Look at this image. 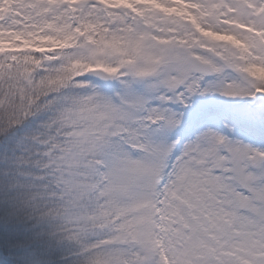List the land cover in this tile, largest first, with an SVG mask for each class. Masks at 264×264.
<instances>
[{
  "label": "snow or ice",
  "instance_id": "6c2138e0",
  "mask_svg": "<svg viewBox=\"0 0 264 264\" xmlns=\"http://www.w3.org/2000/svg\"><path fill=\"white\" fill-rule=\"evenodd\" d=\"M0 144L4 264H264V0H0Z\"/></svg>",
  "mask_w": 264,
  "mask_h": 264
},
{
  "label": "rangeland",
  "instance_id": "374dc122",
  "mask_svg": "<svg viewBox=\"0 0 264 264\" xmlns=\"http://www.w3.org/2000/svg\"><path fill=\"white\" fill-rule=\"evenodd\" d=\"M95 82V81H94ZM119 88V82L113 81L110 86H105L107 92H113ZM259 101L256 100H228L223 97H196L194 98V106H199L201 104H208L213 106L217 112L218 116L216 119L206 122V126L214 127L218 130L227 131L223 129V121L225 120V114L227 117H238L247 107L250 105L258 104ZM44 118L43 116H40ZM37 119H39L37 117ZM237 138H243L237 136ZM254 142V141H250Z\"/></svg>",
  "mask_w": 264,
  "mask_h": 264
},
{
  "label": "trees",
  "instance_id": "16d2710c",
  "mask_svg": "<svg viewBox=\"0 0 264 264\" xmlns=\"http://www.w3.org/2000/svg\"><path fill=\"white\" fill-rule=\"evenodd\" d=\"M39 119L37 118H34L30 121H27L18 131V135H23L24 133L28 132V131H31L33 129H35L39 122L43 119L41 117H38ZM3 156V145L0 144V157ZM11 259V257H5V254L3 251H0V264H4V260L5 259Z\"/></svg>",
  "mask_w": 264,
  "mask_h": 264
},
{
  "label": "water",
  "instance_id": "95a60500",
  "mask_svg": "<svg viewBox=\"0 0 264 264\" xmlns=\"http://www.w3.org/2000/svg\"><path fill=\"white\" fill-rule=\"evenodd\" d=\"M89 79H92V80L97 81L95 77H89ZM112 82H113V81H104V82H100V83H102V84H104V85H110V84H112Z\"/></svg>",
  "mask_w": 264,
  "mask_h": 264
}]
</instances>
